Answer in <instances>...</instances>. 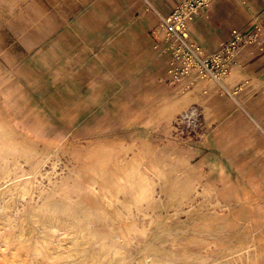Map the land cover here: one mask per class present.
I'll list each match as a JSON object with an SVG mask.
<instances>
[{
    "label": "rangeland",
    "instance_id": "1",
    "mask_svg": "<svg viewBox=\"0 0 264 264\" xmlns=\"http://www.w3.org/2000/svg\"><path fill=\"white\" fill-rule=\"evenodd\" d=\"M162 3L0 0V264H264V0L217 77Z\"/></svg>",
    "mask_w": 264,
    "mask_h": 264
},
{
    "label": "built area",
    "instance_id": "2",
    "mask_svg": "<svg viewBox=\"0 0 264 264\" xmlns=\"http://www.w3.org/2000/svg\"><path fill=\"white\" fill-rule=\"evenodd\" d=\"M215 0H182L177 3L168 14L161 15L162 25L167 37L176 43L177 53L189 51L195 58L194 68L203 75L212 74L217 77L227 70L229 62L235 55L238 40L241 36L234 32L232 37L223 42L217 49L204 52L202 49L190 43L187 34L184 33L188 19L192 18L201 9L209 6Z\"/></svg>",
    "mask_w": 264,
    "mask_h": 264
},
{
    "label": "crops",
    "instance_id": "3",
    "mask_svg": "<svg viewBox=\"0 0 264 264\" xmlns=\"http://www.w3.org/2000/svg\"><path fill=\"white\" fill-rule=\"evenodd\" d=\"M179 1L181 0H162L163 3L160 7L164 12L170 11L173 8V4ZM226 4L227 0H216L209 7V10L207 11L208 16L211 17L215 22V17L220 11H222ZM209 17L202 16L198 17L197 19H192L190 20V23H188V27L191 38L194 41L202 44L207 50L212 51L217 49L223 42H225L227 37L224 31L220 34H217V30L215 32L206 30L207 22H209L210 26L214 25V22L211 21Z\"/></svg>",
    "mask_w": 264,
    "mask_h": 264
},
{
    "label": "bare ground",
    "instance_id": "4",
    "mask_svg": "<svg viewBox=\"0 0 264 264\" xmlns=\"http://www.w3.org/2000/svg\"><path fill=\"white\" fill-rule=\"evenodd\" d=\"M140 172H141V171H140ZM141 196H144V195L142 194ZM44 213H45V212H44ZM40 219H41V218H40ZM40 219H39V220H40ZM58 227H60V225H58V224L56 225V224H55V225H52V226L49 227V228H52V229L56 230V229H58ZM47 228H48V227H47ZM49 230H50V229H49ZM52 231H53V230H52ZM52 231H51V232H52ZM25 242H26V241H25ZM3 250H4V249H3ZM18 251H19V250H18ZM21 251H22V248H21ZM16 253H17V251H16ZM73 253H74V252H73ZM13 254H14V252H13ZM8 259H9V258H8ZM99 260H100V259H99ZM116 260H117V259H116ZM11 261H12V260H11ZM91 261H92V260H91ZM100 262H101V261H100ZM103 264H104V263H103Z\"/></svg>",
    "mask_w": 264,
    "mask_h": 264
}]
</instances>
